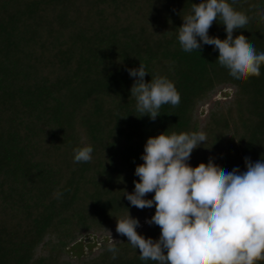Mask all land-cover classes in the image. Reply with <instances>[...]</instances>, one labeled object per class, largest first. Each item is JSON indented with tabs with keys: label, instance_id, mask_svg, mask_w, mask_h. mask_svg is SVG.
Returning a JSON list of instances; mask_svg holds the SVG:
<instances>
[{
	"label": "trees",
	"instance_id": "1",
	"mask_svg": "<svg viewBox=\"0 0 264 264\" xmlns=\"http://www.w3.org/2000/svg\"><path fill=\"white\" fill-rule=\"evenodd\" d=\"M200 2L0 0V264H159L140 259L116 231L117 217L130 212L141 235L160 237L147 223L155 205L141 210L123 196L134 192L151 136L204 132L193 167L213 160L243 172L245 157L264 158V64L259 77L237 79L214 46L185 52L182 16ZM228 2L248 17L234 37L264 52V0ZM225 27L217 19L209 35L225 39ZM141 62L146 81L166 78L180 95L155 120L138 117L131 96L128 69ZM85 146L92 159L74 162V149ZM91 235L103 237L97 249L74 256L70 248Z\"/></svg>",
	"mask_w": 264,
	"mask_h": 264
},
{
	"label": "clouds",
	"instance_id": "2",
	"mask_svg": "<svg viewBox=\"0 0 264 264\" xmlns=\"http://www.w3.org/2000/svg\"><path fill=\"white\" fill-rule=\"evenodd\" d=\"M182 18L178 40L185 52L201 51L203 45H211L219 51L217 61L232 77L246 80L260 76L264 52L257 54L242 33L234 37L235 30L246 28L248 17L228 0H201L193 4L192 14ZM217 19L226 26L225 39L209 35ZM128 72L135 78L130 91L136 99L138 117L147 114L155 120L163 105L179 104L174 83L163 77L146 81L149 72L142 62ZM206 141L202 131L170 135L163 132L147 139L143 163L135 169L139 180L134 192L125 191L123 196L141 210L155 205V214L147 223L159 226L160 237L153 240L141 235L137 231L140 221L130 212L123 219L117 217L116 227L117 233L139 250L140 259L159 264L264 261V158L252 162L245 157L247 170L243 172L238 167L226 172L213 160L193 167L188 163L191 154ZM92 152L91 146L74 149V162H89ZM153 192V198H145ZM108 250L115 259L117 249L111 240Z\"/></svg>",
	"mask_w": 264,
	"mask_h": 264
},
{
	"label": "rangeland",
	"instance_id": "3",
	"mask_svg": "<svg viewBox=\"0 0 264 264\" xmlns=\"http://www.w3.org/2000/svg\"><path fill=\"white\" fill-rule=\"evenodd\" d=\"M229 90L230 89H225V90L219 92L215 96V98L222 99V98L226 97V95L229 94V92H228ZM210 105H211V102L200 108L201 117L205 116ZM102 239H103V237L98 236V235H91V236L84 237L78 242V244L72 246L70 248V251L76 257L87 255V254H89V253H91L97 249V247L100 244Z\"/></svg>",
	"mask_w": 264,
	"mask_h": 264
}]
</instances>
